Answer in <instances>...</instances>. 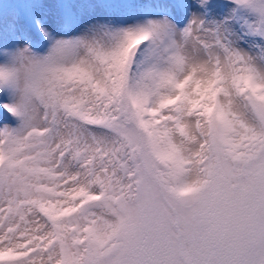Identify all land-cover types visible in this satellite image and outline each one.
<instances>
[{
  "label": "snow or ice",
  "instance_id": "snow-or-ice-1",
  "mask_svg": "<svg viewBox=\"0 0 264 264\" xmlns=\"http://www.w3.org/2000/svg\"><path fill=\"white\" fill-rule=\"evenodd\" d=\"M0 264H264V0H0Z\"/></svg>",
  "mask_w": 264,
  "mask_h": 264
}]
</instances>
